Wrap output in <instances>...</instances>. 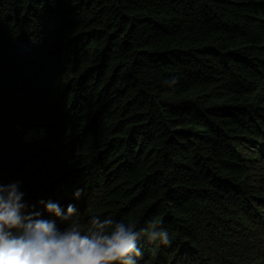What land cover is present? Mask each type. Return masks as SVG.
Returning a JSON list of instances; mask_svg holds the SVG:
<instances>
[{
    "label": "trees",
    "instance_id": "1",
    "mask_svg": "<svg viewBox=\"0 0 264 264\" xmlns=\"http://www.w3.org/2000/svg\"><path fill=\"white\" fill-rule=\"evenodd\" d=\"M16 181L60 230L41 200L134 226L136 264H264V0H0Z\"/></svg>",
    "mask_w": 264,
    "mask_h": 264
},
{
    "label": "clouds",
    "instance_id": "2",
    "mask_svg": "<svg viewBox=\"0 0 264 264\" xmlns=\"http://www.w3.org/2000/svg\"><path fill=\"white\" fill-rule=\"evenodd\" d=\"M178 82L173 77L169 86ZM83 193V188H77L73 198L79 200ZM24 195L19 181L0 184V264H136L133 257L142 254L137 246L141 233L134 226L93 215L82 230L74 220L75 204L64 209L58 202L41 200L46 213L66 223L60 230L55 220L42 218L35 206L28 210ZM146 234L150 242L171 243L166 230Z\"/></svg>",
    "mask_w": 264,
    "mask_h": 264
}]
</instances>
